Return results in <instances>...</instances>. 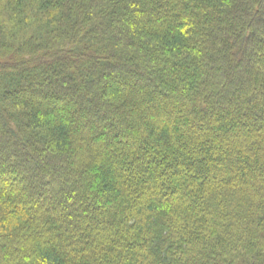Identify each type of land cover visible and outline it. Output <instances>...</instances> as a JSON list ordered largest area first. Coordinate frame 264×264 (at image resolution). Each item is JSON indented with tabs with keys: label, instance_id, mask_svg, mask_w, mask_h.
Wrapping results in <instances>:
<instances>
[{
	"label": "trees",
	"instance_id": "obj_1",
	"mask_svg": "<svg viewBox=\"0 0 264 264\" xmlns=\"http://www.w3.org/2000/svg\"><path fill=\"white\" fill-rule=\"evenodd\" d=\"M0 264H264V0H0Z\"/></svg>",
	"mask_w": 264,
	"mask_h": 264
}]
</instances>
